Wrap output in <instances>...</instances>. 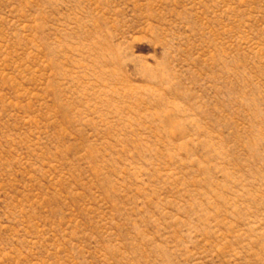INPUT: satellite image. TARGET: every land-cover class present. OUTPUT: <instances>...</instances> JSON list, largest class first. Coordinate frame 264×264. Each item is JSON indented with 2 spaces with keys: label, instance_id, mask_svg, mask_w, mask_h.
<instances>
[{
  "label": "rangeland",
  "instance_id": "obj_1",
  "mask_svg": "<svg viewBox=\"0 0 264 264\" xmlns=\"http://www.w3.org/2000/svg\"><path fill=\"white\" fill-rule=\"evenodd\" d=\"M0 264H264V0H0Z\"/></svg>",
  "mask_w": 264,
  "mask_h": 264
}]
</instances>
